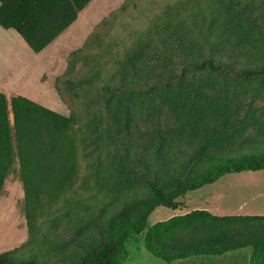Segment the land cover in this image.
<instances>
[{"label": "rangeland", "instance_id": "obj_1", "mask_svg": "<svg viewBox=\"0 0 264 264\" xmlns=\"http://www.w3.org/2000/svg\"><path fill=\"white\" fill-rule=\"evenodd\" d=\"M259 12L258 0H93L40 54L14 30L0 26V92L8 98L27 97L63 115L78 112L84 176L91 182V193L97 192L101 179L108 183L93 202L97 213L115 197L120 201L147 192L142 172L154 167L156 151L174 160L200 144L239 153L264 150V79L202 78L183 65L187 57L207 55L195 40L204 21V35L220 38L217 57L244 55L249 63L264 61ZM161 75L179 79L163 88L147 87ZM123 76L128 85L134 83V91L109 94L103 89ZM70 80L76 84L67 86ZM115 139L118 148L112 146ZM126 149L131 150V166L121 161ZM18 169L16 162L0 197V254L28 240ZM158 169L163 179L169 177L163 166ZM176 201V210L157 208L147 229L198 210L211 215L209 225L215 231H246L264 242V171L227 175ZM113 213L109 207L106 218ZM84 223L85 217H73L50 235L44 231L42 239L71 251L72 230ZM126 247L128 258L121 264H250L252 256V249L245 248L167 263L148 252L144 235L130 236Z\"/></svg>", "mask_w": 264, "mask_h": 264}, {"label": "trees", "instance_id": "obj_2", "mask_svg": "<svg viewBox=\"0 0 264 264\" xmlns=\"http://www.w3.org/2000/svg\"><path fill=\"white\" fill-rule=\"evenodd\" d=\"M92 1L0 0V26L14 30L31 51L40 54L75 24ZM258 1L263 39L264 0ZM207 28L204 21L195 39L208 50L207 55L187 57L183 61L185 68L193 69L202 78L223 77L234 82L264 79V61L249 63L244 55L239 59L217 57L220 38L214 34L205 36ZM131 68L139 77L133 63ZM178 79L161 75L146 84L163 88ZM75 84L71 80L66 82L67 86ZM103 89L109 94L130 93L135 85H128L123 76L118 82L106 83ZM78 128L79 115L74 109L63 115L27 97L8 98L0 92V197L18 162V177L24 191L22 212L28 232L24 244L0 254V264H121L128 258V238L139 235H144L148 252L167 263L251 248L250 264H264V242L260 238L251 237L246 231H215L209 225L211 215L205 211L178 215L147 229L148 219L157 208H179L177 197L230 174L264 171V150L239 153L200 144L174 160L156 151L154 167L147 166L142 172L147 192L131 193L120 201L115 197L109 204L114 213L106 218L109 207L94 213L93 202L106 191L108 183L101 179L97 192L91 193V182L84 176ZM111 143L119 147L118 140ZM121 161L127 166L133 164L130 149H126ZM160 165L168 170L167 179L160 176ZM80 216L87 223L72 230L68 241L71 251L51 244L47 237L42 239L44 231L50 235ZM90 229L94 236H90Z\"/></svg>", "mask_w": 264, "mask_h": 264}, {"label": "crops", "instance_id": "obj_3", "mask_svg": "<svg viewBox=\"0 0 264 264\" xmlns=\"http://www.w3.org/2000/svg\"><path fill=\"white\" fill-rule=\"evenodd\" d=\"M63 35H64V33H63L58 39H60ZM58 39H57V40H58ZM57 40H56V41H57ZM56 41H55V42H56ZM55 42H53L50 46H52ZM50 46H49V47H50ZM49 47H48V48H49Z\"/></svg>", "mask_w": 264, "mask_h": 264}, {"label": "bare ground", "instance_id": "obj_4", "mask_svg": "<svg viewBox=\"0 0 264 264\" xmlns=\"http://www.w3.org/2000/svg\"><path fill=\"white\" fill-rule=\"evenodd\" d=\"M2 235V234H1ZM2 236H4V235H2Z\"/></svg>", "mask_w": 264, "mask_h": 264}]
</instances>
